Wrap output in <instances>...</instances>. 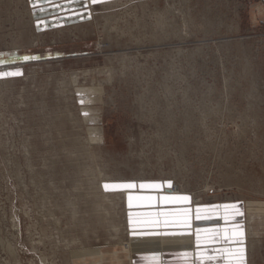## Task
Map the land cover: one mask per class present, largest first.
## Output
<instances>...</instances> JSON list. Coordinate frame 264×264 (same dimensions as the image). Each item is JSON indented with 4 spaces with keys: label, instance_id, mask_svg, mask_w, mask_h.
I'll use <instances>...</instances> for the list:
<instances>
[{
    "label": "rangeland",
    "instance_id": "rangeland-1",
    "mask_svg": "<svg viewBox=\"0 0 264 264\" xmlns=\"http://www.w3.org/2000/svg\"><path fill=\"white\" fill-rule=\"evenodd\" d=\"M0 54V264L139 248L168 186L196 264H264V0H0Z\"/></svg>",
    "mask_w": 264,
    "mask_h": 264
},
{
    "label": "bare ground",
    "instance_id": "bare-ground-1",
    "mask_svg": "<svg viewBox=\"0 0 264 264\" xmlns=\"http://www.w3.org/2000/svg\"><path fill=\"white\" fill-rule=\"evenodd\" d=\"M94 91H96V89H94V88L89 90V92H94ZM94 98L95 97L91 94L90 95V100H92ZM100 133H101V130L99 128L97 130H95V132L92 134V138L90 139V141L94 142V141L100 140L101 137H102ZM99 172L101 174L100 170H99ZM91 188L92 189H96L98 187H94V188L91 187ZM150 188H153V189L156 188V189H158V191L160 190L159 186H157V185L151 186ZM98 189L102 190V187L100 186V188H98ZM174 191L175 190L171 189L170 186H168V188H166V189L164 188V190L162 192H159L157 194L158 196L155 199L156 200L155 202L152 200L151 195H148V193L147 194L146 193H138V194H136L137 196L134 194L133 197L134 198L138 197L139 201H142L143 203L147 202V201H150L149 205L151 204L152 207L158 205L157 208L155 207L154 213H156L157 216H159V220L155 221L156 224H154V225L159 227V231H157V232L156 231L145 232L146 236H144V237H137V236L135 237V235H140L141 233L132 234L134 239H139V240L142 241V242L139 243V246H138L139 248H133V245L131 243V246H128V247L125 246L124 249H119V251L115 250V254H109L108 256H106V254H105L106 251L105 250L103 251V250H100L98 248H84L83 247L82 249H78L79 251H74L72 253V264H123V263H125V261L129 262L127 264H130V262L132 261V258H133L132 254L138 253L137 251L139 249L141 251H148V250L153 251V250H155V251H159V252H161L163 254L167 250L186 251V250H190L191 248H193L194 258H197L196 252L194 250L197 247V243H196V240H195V237H196L195 234H197V233L195 231L199 230V227H197L196 229L190 230V231L189 230H181L179 232L178 231L177 232L173 231V233L170 232L171 234L169 232H166L164 230V228H162L164 220L161 219V217H160L161 216V210H160V206L159 205H163L165 203H172V202L173 203L188 202V199H183L184 198L183 196L175 194ZM94 195L97 198L99 196V194H97V193L94 194ZM100 195H101V197H100L101 201L107 202L109 200V195H103L102 193ZM99 204H100V202H99ZM75 207H77V206H75ZM72 208L75 210V208L73 206H72ZM98 208H99V210L102 209L104 211L105 218L108 221L109 209L107 207H103L102 205H98ZM101 213H102V211L100 212V214ZM170 219L171 218H169V220ZM149 224H152V222H149ZM166 229H169V228H166ZM141 231H143V230H141ZM193 232H195V234ZM224 237H225V239L229 238L228 235H225ZM141 245H142V247H140ZM12 246H10V250L11 251H15ZM15 248H16V246H15ZM136 249H138V250L135 251ZM181 254H183V253H181ZM203 263H204L203 261H200L199 264H203Z\"/></svg>",
    "mask_w": 264,
    "mask_h": 264
},
{
    "label": "crops",
    "instance_id": "crops-1",
    "mask_svg": "<svg viewBox=\"0 0 264 264\" xmlns=\"http://www.w3.org/2000/svg\"><path fill=\"white\" fill-rule=\"evenodd\" d=\"M143 192L135 191V192L128 193V199H127L128 206L131 207V208L132 207H139V208L143 207V210L146 211V212H144V214L145 215H150V216H144V218H143V216H139V217H141V219L138 218V219L130 220V221L136 222L135 225H134V226H136V227H134L135 229H137V227H138L139 230H143V231H139V233H141V234L140 235H135V237L136 236L137 237H144V236H146L145 232H148V231H156V232L159 231V227L154 225V224H156L155 221L159 220V216H157V214L154 213V208L152 207V205L151 204L149 205L150 201H147V202L143 203L142 201H139L138 197L137 198L133 197L134 194L136 195L138 193H143ZM130 198H131V200H130ZM165 204H167V203H165ZM165 204L159 205L160 208H161V216L160 217H161V219L164 220L162 228H164V230L166 232L173 233L172 229L170 231V229H166V228H172V226H175V225H177L180 222V218H179V216L177 214L178 207H179L180 203L179 204L178 203H174V205H172V206H174V208L173 209H168L169 212H166L167 209L165 208L166 207ZM139 211H142V210H139ZM140 215H142V213ZM204 217H202L203 220H205ZM169 218H171V219L169 220ZM142 222L144 223V225H143ZM149 222H152V224H149ZM137 223H139V224L137 225ZM200 228H208V227H200ZM136 233H137V231H136ZM136 233H134V234H136ZM197 246H198L197 248H199V249L205 248L206 246L208 248L211 247L209 243L207 245H205V244H197ZM180 252L183 253V254H181ZM163 254L161 252L155 251V250H153V251L148 250V251H142V252L134 253L133 258H132V262L134 261L133 264H164V263L165 264H196L195 260L199 261V258H194V255H192V254H194L193 248H191L190 250H186V251L168 250V251H166Z\"/></svg>",
    "mask_w": 264,
    "mask_h": 264
},
{
    "label": "snow or ice",
    "instance_id": "snow-or-ice-1",
    "mask_svg": "<svg viewBox=\"0 0 264 264\" xmlns=\"http://www.w3.org/2000/svg\"><path fill=\"white\" fill-rule=\"evenodd\" d=\"M98 2H99V0H92V3H98ZM3 55L4 54H0V56H3ZM23 59H25V60L37 59V57L24 56ZM9 62H11V61H8V60H5L3 58H0V64H5V63H9ZM18 74H19V72H12V73L0 72V76L18 75ZM105 187H107V185H105ZM126 187H132V185H126ZM183 199H187V197H184ZM130 200H131V198H130ZM199 242H200V236H199V234H197V243L199 244ZM223 252L225 254H227V256L231 259V258H234L238 252H242V249L235 250V251L232 250V249H224Z\"/></svg>",
    "mask_w": 264,
    "mask_h": 264
}]
</instances>
